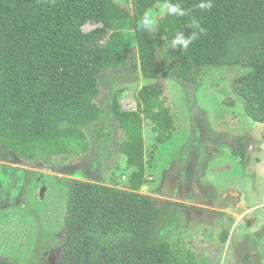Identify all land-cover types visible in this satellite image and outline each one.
<instances>
[{
	"label": "trees",
	"instance_id": "16d2710c",
	"mask_svg": "<svg viewBox=\"0 0 264 264\" xmlns=\"http://www.w3.org/2000/svg\"><path fill=\"white\" fill-rule=\"evenodd\" d=\"M164 2L133 0L131 11L116 0H0V154L7 149L23 161L50 163L54 155L89 149L83 127L103 114L95 101L100 73L124 67L132 51L126 34L115 29L118 21L131 23L139 69L153 80L138 90L136 110H121L116 94L110 104L125 136L119 150L140 179L129 189L71 180L56 264H197L192 254L178 257L168 241H152L163 209L157 198L137 192L145 162L143 122L151 121L156 147L175 129L158 51L178 33L190 36L193 18L207 34L187 51L170 47L175 77L195 83L196 68H248L233 89L245 98L248 113L259 112L255 120L264 122V0H212L211 11L195 7L202 0H171L191 15L163 16L155 35L141 32L144 12ZM88 21L99 25L81 31ZM0 264L21 263L0 256Z\"/></svg>",
	"mask_w": 264,
	"mask_h": 264
},
{
	"label": "rangeland",
	"instance_id": "374dc122",
	"mask_svg": "<svg viewBox=\"0 0 264 264\" xmlns=\"http://www.w3.org/2000/svg\"><path fill=\"white\" fill-rule=\"evenodd\" d=\"M116 1L133 10V0ZM158 5L150 9L158 11ZM98 25L78 27L89 32ZM115 29L126 34L132 51L124 67L100 73L95 101L103 114L83 127L89 149L54 155L50 163L23 161L7 149L0 154L3 258L56 264L71 180L129 189L140 179L119 150L125 136L110 104L116 94L121 110H136L138 90L153 80L139 69L131 23L118 21ZM169 49L164 40L158 57L175 129L156 147L151 121L143 122L145 162L137 192L157 198L163 209L152 241H168L178 257L192 254L197 264H264V122L255 120L259 112L248 113L245 98L233 89L248 68H196L193 83L175 77Z\"/></svg>",
	"mask_w": 264,
	"mask_h": 264
},
{
	"label": "clouds",
	"instance_id": "9594fccd",
	"mask_svg": "<svg viewBox=\"0 0 264 264\" xmlns=\"http://www.w3.org/2000/svg\"><path fill=\"white\" fill-rule=\"evenodd\" d=\"M52 2L55 3V0H52ZM195 7L200 11H211L214 4L212 3V0H202V2ZM189 15H191V9H185L178 3H172L171 0H165L164 3L158 5V11L153 9L146 10L137 25V28L141 32H148L155 35L157 32L159 18H162L163 16L186 17ZM188 27L194 31H192L190 36H186L183 32L178 33L170 41V47L172 49L187 51L200 35L207 34V29L203 27L195 18H193Z\"/></svg>",
	"mask_w": 264,
	"mask_h": 264
},
{
	"label": "bare ground",
	"instance_id": "6f19581e",
	"mask_svg": "<svg viewBox=\"0 0 264 264\" xmlns=\"http://www.w3.org/2000/svg\"><path fill=\"white\" fill-rule=\"evenodd\" d=\"M90 25H91V24H90ZM90 25H89V26H90Z\"/></svg>",
	"mask_w": 264,
	"mask_h": 264
}]
</instances>
